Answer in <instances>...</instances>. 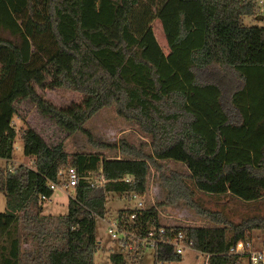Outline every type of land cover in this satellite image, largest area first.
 I'll use <instances>...</instances> for the list:
<instances>
[{
	"label": "trees",
	"instance_id": "1",
	"mask_svg": "<svg viewBox=\"0 0 264 264\" xmlns=\"http://www.w3.org/2000/svg\"><path fill=\"white\" fill-rule=\"evenodd\" d=\"M258 1L0 0V159H11L17 136L24 155L33 158L31 168L0 170L6 205L0 264H94V224L107 215V196L144 198L151 168L165 202L118 211L119 230L140 236L151 224L162 227L158 210L182 201L212 225L164 226L165 240L182 232L208 264H247L228 249L251 240L249 232L264 231V26L244 24L245 18L262 19ZM154 21L167 54L155 38ZM50 66L58 67L52 89L83 95V108L59 110L34 94L31 84ZM23 99L35 101L69 134L83 132L93 115L114 106L137 126L150 151L122 143L115 158L68 155L32 128L17 131L16 103ZM169 161L187 174L162 171ZM70 168L79 180L67 214L42 215L41 197L52 196L51 183L70 188ZM219 184L225 191H217ZM197 192L227 194L239 209L261 212L234 223L228 214L202 209ZM142 249L137 243V254ZM153 250L154 264L182 260L165 244ZM109 258L127 264L121 254Z\"/></svg>",
	"mask_w": 264,
	"mask_h": 264
},
{
	"label": "rangeland",
	"instance_id": "2",
	"mask_svg": "<svg viewBox=\"0 0 264 264\" xmlns=\"http://www.w3.org/2000/svg\"><path fill=\"white\" fill-rule=\"evenodd\" d=\"M244 24L247 26L263 27L264 14H262V19L259 20L245 18ZM152 29L157 42L163 52L167 54L166 42L158 21L153 22ZM57 68L50 66L47 72L40 75L31 84L34 94L59 110H66L76 106L83 108L85 104V97L83 95L64 88L52 89L50 86L52 75L57 72ZM16 111L17 115L13 123L19 133L25 128H32L49 146L62 145L68 155L75 153H98L103 157L115 158L120 156L119 148L122 143L142 148L147 153L150 151L146 145L143 146L148 140L138 130L137 126L124 120L117 113L114 106L103 108L84 124L83 132L72 134L62 131L54 120L42 114L32 99H23L16 103ZM18 165L30 168L33 166V158L24 155L23 143L19 136L15 139L11 159H0V170H10L12 167ZM162 171L166 173L176 172L182 175L187 174L183 165L170 161L163 163ZM147 184V193L143 199L144 205L155 206L158 202H165L166 194L161 187L158 172L152 168L150 169ZM217 191H225L222 184L218 185ZM73 195L72 188L65 189L60 185L53 191L49 199L42 201V215L51 216L54 219L66 215L68 200ZM194 200L202 209L208 212L228 214V217L234 223H239L243 218L251 216L250 214L261 212V210L239 209V202L230 196L228 197L227 194L205 195L197 192ZM138 202H140V199L136 197L129 199L119 194L107 196L105 204L107 215L104 218H96L94 224V236L98 244V249L93 255L94 264H112L109 258L112 253L123 255L127 264H154V250L152 246H143L142 253L136 254V258L132 259L129 250L119 245L120 234H117L116 238H112L108 232V223L112 222L115 214L128 207L135 208ZM5 210V196L3 192H0V213H4ZM158 220L162 226L200 227L212 225L206 217L198 215L195 210L187 207L182 201L175 205L160 208L158 210ZM247 235L254 241L255 246L260 244L264 239V231L254 230ZM25 246L23 245L24 250H31L30 245ZM181 258L180 262L164 264H204L207 262L205 256H201L192 250L184 251Z\"/></svg>",
	"mask_w": 264,
	"mask_h": 264
},
{
	"label": "built area",
	"instance_id": "3",
	"mask_svg": "<svg viewBox=\"0 0 264 264\" xmlns=\"http://www.w3.org/2000/svg\"><path fill=\"white\" fill-rule=\"evenodd\" d=\"M259 7H260V13L264 14V0H259ZM67 184L68 187L73 188L77 185L79 177L77 175V172L75 169L70 168L67 171ZM103 179L101 178L100 181ZM129 179H126V182H128ZM60 185L56 183H51L50 189L54 191L57 187ZM132 197H136L140 199V202L137 203L135 209L141 210L143 209L144 202L143 197H139L135 194L132 195ZM41 199L47 200L45 197H41ZM136 214H132L130 216V220H133L135 218ZM108 232L111 234L112 238H116L117 234H120L121 239L119 242L121 243L122 248L126 247L128 250H131L137 254V243H142V248L145 245L152 246L154 248L158 244H165L167 246H170L175 254L182 255L184 251L186 250H192V244L191 242L187 241L185 235L182 232H176L173 233L172 236L168 239H164L166 233V229L164 226L162 227H155L154 225H150L147 227V229L144 231V233L140 236H137L132 233H127L124 230H119L117 222L113 219L111 223H108ZM129 239L127 240L126 238ZM133 239H136L138 242L132 245H128V242H132ZM126 244V246H125ZM198 253V252H197ZM201 256H205L207 259V256L198 253ZM228 254L230 255H236V256H245L247 259V264H264V239L258 244L257 246L254 245V241L251 240H239L232 244L228 249ZM159 264H164L163 261H161ZM204 264H208L207 262Z\"/></svg>",
	"mask_w": 264,
	"mask_h": 264
},
{
	"label": "crops",
	"instance_id": "4",
	"mask_svg": "<svg viewBox=\"0 0 264 264\" xmlns=\"http://www.w3.org/2000/svg\"><path fill=\"white\" fill-rule=\"evenodd\" d=\"M264 77V76H263ZM42 210H43V208H42Z\"/></svg>",
	"mask_w": 264,
	"mask_h": 264
}]
</instances>
